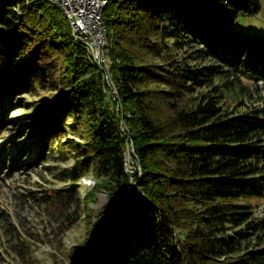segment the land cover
I'll list each match as a JSON object with an SVG mask.
<instances>
[{
    "label": "trees",
    "instance_id": "obj_1",
    "mask_svg": "<svg viewBox=\"0 0 264 264\" xmlns=\"http://www.w3.org/2000/svg\"><path fill=\"white\" fill-rule=\"evenodd\" d=\"M260 8L261 0H110L109 85L49 0H0V125L17 97L44 87L39 54L62 51L66 79L32 125L29 165L81 157L56 176L67 186L41 190L46 203L78 204L73 187L87 174L111 198L96 223L85 214L82 260L264 264V248L247 244L264 232L248 204L264 199V106H252L264 98L242 82L264 83V38L232 32ZM68 115L81 143L60 141Z\"/></svg>",
    "mask_w": 264,
    "mask_h": 264
},
{
    "label": "rangeland",
    "instance_id": "obj_2",
    "mask_svg": "<svg viewBox=\"0 0 264 264\" xmlns=\"http://www.w3.org/2000/svg\"><path fill=\"white\" fill-rule=\"evenodd\" d=\"M232 32L264 38V0H261L260 11L251 17L239 18L232 27ZM187 51L188 55H174L181 60L182 57L191 56L193 50L189 48ZM61 53L58 49L46 48L45 54H39L41 66L45 67L44 87H35L31 92L17 97L13 107L4 116L5 121L0 125V156L6 167L0 173V264H90L77 253L78 246L89 238L85 229V214L91 211L92 221L96 223L98 216L111 203V198L103 189L105 181L96 180L92 174H87L74 184L78 204H60L55 201L46 203L41 190H58L67 186L68 183L56 180V176L80 162L81 157H75V154L67 161H61L55 156L50 163L29 165L35 154V149H30L29 145L33 140L37 141L32 125L40 123L44 118L47 111L44 110L47 108H44L45 104L58 95L56 87L66 79L63 69L66 60ZM187 62L198 66L202 64L193 62L191 58H187ZM46 63L47 67L44 65ZM242 82L256 100L264 98L263 82ZM231 101L229 99L228 103ZM253 103L252 106H264L260 101ZM247 104L251 106V102ZM68 116L63 127L65 136L60 141L81 143L75 125L70 115ZM24 146H27L24 150L29 152L19 160L18 149ZM131 154L128 156V164L137 167L131 161ZM12 158L18 159L14 167L11 164ZM128 172L133 173L130 166ZM99 184V190L94 191ZM248 204L252 206L254 219L264 222V199L253 198L248 200ZM257 236L259 238L256 240ZM247 244L254 248H264V232L251 235Z\"/></svg>",
    "mask_w": 264,
    "mask_h": 264
},
{
    "label": "built area",
    "instance_id": "obj_3",
    "mask_svg": "<svg viewBox=\"0 0 264 264\" xmlns=\"http://www.w3.org/2000/svg\"><path fill=\"white\" fill-rule=\"evenodd\" d=\"M109 1L49 0L69 23L74 41L85 47L89 59L101 69L106 76V82L111 85L106 59L109 48L103 21V13Z\"/></svg>",
    "mask_w": 264,
    "mask_h": 264
},
{
    "label": "water",
    "instance_id": "obj_4",
    "mask_svg": "<svg viewBox=\"0 0 264 264\" xmlns=\"http://www.w3.org/2000/svg\"><path fill=\"white\" fill-rule=\"evenodd\" d=\"M131 151L134 153V149L133 147L131 146ZM136 164H139L138 162H135Z\"/></svg>",
    "mask_w": 264,
    "mask_h": 264
}]
</instances>
